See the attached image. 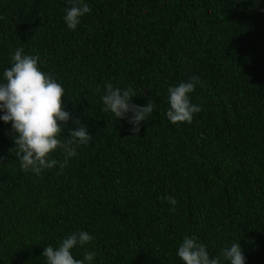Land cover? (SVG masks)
Returning a JSON list of instances; mask_svg holds the SVG:
<instances>
[{"label": "trees", "instance_id": "1", "mask_svg": "<svg viewBox=\"0 0 264 264\" xmlns=\"http://www.w3.org/2000/svg\"><path fill=\"white\" fill-rule=\"evenodd\" d=\"M81 2L91 11L73 30L69 0H0V81L18 48L39 56L93 136L37 175L0 120V264H47L43 248L79 231L94 239L72 255L95 252L89 264H183L185 237L210 258L237 242L245 264H264V0ZM194 77L202 111L172 124L167 89ZM106 83L153 102L139 135L131 113L103 110Z\"/></svg>", "mask_w": 264, "mask_h": 264}, {"label": "clouds", "instance_id": "2", "mask_svg": "<svg viewBox=\"0 0 264 264\" xmlns=\"http://www.w3.org/2000/svg\"><path fill=\"white\" fill-rule=\"evenodd\" d=\"M69 2L71 7L65 10L64 21L69 29L74 30L80 24L81 17L90 13L91 9L81 0ZM23 53L24 49L18 48L11 55V67L3 72V81H0V113L3 115L0 120L11 124L20 169L39 175L42 170L51 169L57 164L61 169L66 167L69 158L77 155V146L89 144L93 136L80 119H74L65 110L62 101L64 89L51 74L40 70V57ZM199 82V77H194L189 82H181L167 89L170 107L166 117L172 124L191 123L194 114L202 111L201 107L191 102L189 96ZM105 89L101 96L103 110L111 112L119 120L131 113L128 123L132 125V136L139 135L141 123L147 121L154 110L153 102L148 100L146 106L133 104L131 101L136 93L131 87L121 90L106 83ZM70 120L74 129L68 130V139H61L60 134ZM57 149L63 153L62 161L50 158V154ZM167 200L174 211L176 199L169 196ZM93 239L87 231L73 232L58 247H44L42 257L46 258L47 264H89L95 252L86 251L83 259H77L71 250L87 245ZM177 256L183 264H222L221 257L229 264H245L246 259L237 242L223 248L219 256L210 258L206 246L189 237H185L180 244Z\"/></svg>", "mask_w": 264, "mask_h": 264}]
</instances>
